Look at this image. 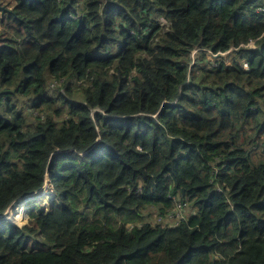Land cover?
I'll return each mask as SVG.
<instances>
[{
    "label": "trees",
    "instance_id": "trees-1",
    "mask_svg": "<svg viewBox=\"0 0 264 264\" xmlns=\"http://www.w3.org/2000/svg\"><path fill=\"white\" fill-rule=\"evenodd\" d=\"M263 8L8 0L0 264H264ZM55 149L68 153L49 164ZM47 172L48 209L3 220ZM177 204L192 212L175 225L150 219Z\"/></svg>",
    "mask_w": 264,
    "mask_h": 264
},
{
    "label": "rangeland",
    "instance_id": "rangeland-1",
    "mask_svg": "<svg viewBox=\"0 0 264 264\" xmlns=\"http://www.w3.org/2000/svg\"><path fill=\"white\" fill-rule=\"evenodd\" d=\"M0 5L4 7V11L0 10V20L1 18L4 20V16H5V10L8 9V0H0ZM3 23H0V36L1 35H4L5 34V30L6 28L3 27ZM5 23H7V21H5ZM9 23V22H8ZM197 50L198 48L195 47L192 49V58L195 57V54L197 53ZM228 54V53H227ZM227 54L225 55V57L227 56ZM208 59L210 60L211 57L209 56L208 54ZM226 61H228V58L225 59ZM53 87L52 88H55L56 86H58V84H56V82L53 83ZM28 100L31 102L32 98H28ZM42 107V106H39V108ZM26 108H29L28 107H25V111H26ZM27 113V112H26ZM48 162L50 164V162H54L53 158L49 157L48 158ZM50 183V178L49 176L46 174L45 175V180H44V185H43V188L44 189L45 187H47L46 185H49ZM48 189V188H47ZM40 195L39 194V191L35 193V196H38ZM35 202L34 203H28L27 201L29 200H26L23 204H24V208H22L23 212H24V222L23 223H19L16 219L13 218V213L15 212V208L14 206L17 205L15 204L13 206L14 203H12L8 208H12L10 211H11V214L12 215H7V213H4L2 215V219L9 222V223H12V224H15L19 227H22L23 225L25 224H28V213L29 211L31 210L30 208H32L33 204H35L36 206L35 207H38V210L41 209L43 206H47L49 204V202L51 200H53V193H50V195H44L42 194L41 196H38L36 199L32 198ZM83 205V204H82ZM34 207V208H35ZM48 209V206L46 207V210ZM80 211L82 212V215L83 217L86 218V216L90 213V209H88L87 207H84V206H81L80 207ZM181 211H183L181 214L176 213L175 215H169V216H160V215H157L156 212H153L150 216V219L151 220H154V222H162V223H168V224H172V225H175V223L177 222V220L181 217V216H188L192 210L190 207H187L186 205H184L181 209ZM12 216V217H11ZM119 218H116V221H118ZM131 223H127V227H131ZM29 242V241H28ZM29 246L32 245V243H28Z\"/></svg>",
    "mask_w": 264,
    "mask_h": 264
},
{
    "label": "clouds",
    "instance_id": "clouds-1",
    "mask_svg": "<svg viewBox=\"0 0 264 264\" xmlns=\"http://www.w3.org/2000/svg\"><path fill=\"white\" fill-rule=\"evenodd\" d=\"M1 6V5H0ZM0 10H2V11H4V7L3 6H1V8H0ZM7 10V9H6ZM5 10V11H6ZM241 46H243V47H246V48H248V49H254L255 48V46H256V43H255V40L254 39H250L247 43H243V44H241ZM211 57V56H210ZM227 62V61H226ZM190 65H192V64H190ZM242 68L243 69H247L248 68V64H247V61L245 60V59H243L242 60ZM54 154H52L50 157L51 158H53V160H54V164H57V162H59L60 160H61V158L64 156V155H66L67 153H68V151H60V150H58V149H55L54 151ZM47 175L49 176V178H50V174L47 172ZM47 187H45V188H48L47 190L49 191V195H50V193H52L54 190H53V186H52V183H51V180H50V183H49V185H46ZM43 188V187H42ZM39 189L38 191H39V194L40 195H38V196H41L43 193L41 192V191H43V189ZM37 191V192H38ZM36 193V192H35ZM35 193H32V194H27V195H24V196H22V197H20V198H17L16 200H14L13 201V203L14 204H17V202H19V201H22V204L26 201V200H29V199H32V198H34V199H36L38 196H35ZM54 193V192H53ZM28 202V201H27ZM24 205V204H23ZM178 205H179V207H183L184 205H181V204H177L176 206L178 207ZM178 207V208H179Z\"/></svg>",
    "mask_w": 264,
    "mask_h": 264
},
{
    "label": "water",
    "instance_id": "water-1",
    "mask_svg": "<svg viewBox=\"0 0 264 264\" xmlns=\"http://www.w3.org/2000/svg\"><path fill=\"white\" fill-rule=\"evenodd\" d=\"M0 8H1V6H0ZM53 193V192H52ZM25 197V196H24Z\"/></svg>",
    "mask_w": 264,
    "mask_h": 264
},
{
    "label": "built area",
    "instance_id": "built-area-1",
    "mask_svg": "<svg viewBox=\"0 0 264 264\" xmlns=\"http://www.w3.org/2000/svg\"><path fill=\"white\" fill-rule=\"evenodd\" d=\"M264 9V8H263ZM178 207H179V205H178Z\"/></svg>",
    "mask_w": 264,
    "mask_h": 264
}]
</instances>
